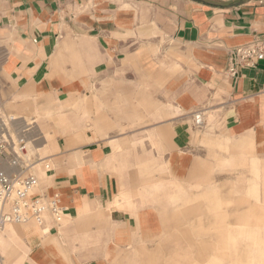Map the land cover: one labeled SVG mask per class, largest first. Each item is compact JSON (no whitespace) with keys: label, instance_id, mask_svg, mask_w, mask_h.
Returning <instances> with one entry per match:
<instances>
[{"label":"crops","instance_id":"1","mask_svg":"<svg viewBox=\"0 0 264 264\" xmlns=\"http://www.w3.org/2000/svg\"><path fill=\"white\" fill-rule=\"evenodd\" d=\"M257 35L264 0H0L2 70L28 90L83 101L86 113L55 139L40 181L67 222L1 230L0 264H108L99 252L156 233L153 208L132 218L117 207L122 196L204 178L208 149H264V59L227 72L229 50ZM117 106L123 120L109 116ZM140 108L146 128L108 133L113 121H137ZM196 110L203 123L214 113V135L196 133ZM36 134L40 144L27 143L43 148L48 139Z\"/></svg>","mask_w":264,"mask_h":264},{"label":"rangeland","instance_id":"2","mask_svg":"<svg viewBox=\"0 0 264 264\" xmlns=\"http://www.w3.org/2000/svg\"><path fill=\"white\" fill-rule=\"evenodd\" d=\"M0 45L3 51L4 44ZM3 62L0 53V120L7 122L10 116L17 118L13 127L26 140L20 166L27 168L22 174L35 175L37 184L32 193L43 194L40 187L42 171L51 166L47 155L52 153L57 137L67 135L70 127L74 130L76 119L83 122L85 107L83 101L81 106L69 105L66 100L53 95L26 89L2 70ZM112 109L115 112L109 116L123 120L122 107ZM144 110L147 111L140 108L142 117L135 113L137 121L111 122L112 129L108 133L120 135L143 130L149 125L143 120ZM204 118L205 123L195 128L196 133L214 135L217 129L213 124L214 113L206 111ZM8 127L16 136L18 132L11 125ZM36 129L48 139L43 148H34L27 143L34 138L33 142L40 144ZM140 142L142 147V140ZM208 150L205 158H210L209 173L204 178L190 179L184 185L179 183L172 187V193H168L170 186L158 181L154 197L150 196L148 185L142 186L136 197L122 196L117 207L127 211L132 218L138 217L140 208H153L156 233H141L117 250L99 252L108 264H264V149L253 144L249 154H234V150L228 149L215 156ZM156 166V172L164 177L166 164L162 154H158ZM51 218L56 226L67 222L63 216L57 221L46 212L42 225L46 226ZM13 225L7 224L1 235Z\"/></svg>","mask_w":264,"mask_h":264},{"label":"built area","instance_id":"3","mask_svg":"<svg viewBox=\"0 0 264 264\" xmlns=\"http://www.w3.org/2000/svg\"><path fill=\"white\" fill-rule=\"evenodd\" d=\"M228 54L227 72L236 75L240 66L254 65L264 59V37L254 36L251 40L231 48ZM192 114L194 126L201 127L203 125L201 110H196ZM6 121L0 120V231L12 223L34 221L42 224L46 212L55 220H60L64 209L59 204L56 194L46 196L32 193L37 179L31 173L23 175L27 167L20 166L22 154L25 153V137L13 127L17 122L16 117L10 116ZM8 125L18 132L16 136L10 133ZM4 166L15 168L17 171H8Z\"/></svg>","mask_w":264,"mask_h":264},{"label":"bare ground","instance_id":"4","mask_svg":"<svg viewBox=\"0 0 264 264\" xmlns=\"http://www.w3.org/2000/svg\"><path fill=\"white\" fill-rule=\"evenodd\" d=\"M4 167H5L6 169H8V168H7L8 166H7V167H6V166H4Z\"/></svg>","mask_w":264,"mask_h":264}]
</instances>
